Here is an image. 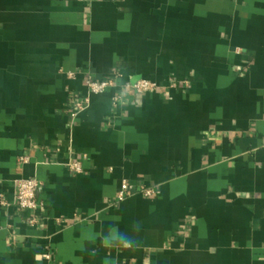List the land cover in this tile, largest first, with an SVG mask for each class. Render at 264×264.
I'll list each match as a JSON object with an SVG mask.
<instances>
[{"label":"crops","instance_id":"0c3cea01","mask_svg":"<svg viewBox=\"0 0 264 264\" xmlns=\"http://www.w3.org/2000/svg\"><path fill=\"white\" fill-rule=\"evenodd\" d=\"M0 195V264H264V0H0Z\"/></svg>","mask_w":264,"mask_h":264},{"label":"built area","instance_id":"2783aa9c","mask_svg":"<svg viewBox=\"0 0 264 264\" xmlns=\"http://www.w3.org/2000/svg\"><path fill=\"white\" fill-rule=\"evenodd\" d=\"M68 77H74V72H67ZM84 85L90 94L98 95L106 92L108 89L115 86L114 80L111 78L107 79H96L92 76H85ZM128 87L135 93H148L156 89L157 83L148 79H139ZM121 93L114 95L112 98L113 104H116L117 101L121 98ZM89 103V98L87 96L76 98L73 101L74 109L71 113L72 116H75L77 113L82 111L86 105ZM21 161H25L26 157H20ZM70 170L77 174L82 172L81 164L78 161L71 162L69 164ZM39 182L35 177H28L20 179L15 184V196L13 204L22 210L35 211L40 205L36 199V191L38 188ZM144 197H153L157 194V190L154 188H145L141 187L137 190ZM135 192V186L128 182L125 179H122L119 187L117 189L115 200L116 202H121L127 199ZM0 195L2 205H9ZM30 224L35 223V219L31 218L29 220ZM47 264H51V255L49 252L44 255Z\"/></svg>","mask_w":264,"mask_h":264},{"label":"clouds","instance_id":"9594fccd","mask_svg":"<svg viewBox=\"0 0 264 264\" xmlns=\"http://www.w3.org/2000/svg\"><path fill=\"white\" fill-rule=\"evenodd\" d=\"M119 244L123 245V246H126V247L127 246H131V245L134 244V240H133L132 237H128V236L125 235L124 237H122L120 239Z\"/></svg>","mask_w":264,"mask_h":264}]
</instances>
